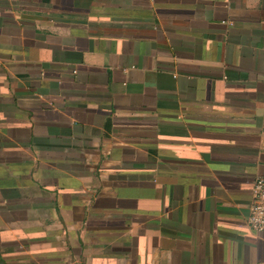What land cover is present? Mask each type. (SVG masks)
Instances as JSON below:
<instances>
[{"label": "crops", "instance_id": "crops-1", "mask_svg": "<svg viewBox=\"0 0 264 264\" xmlns=\"http://www.w3.org/2000/svg\"><path fill=\"white\" fill-rule=\"evenodd\" d=\"M264 0H0V264H264Z\"/></svg>", "mask_w": 264, "mask_h": 264}, {"label": "built area", "instance_id": "built-area-1", "mask_svg": "<svg viewBox=\"0 0 264 264\" xmlns=\"http://www.w3.org/2000/svg\"><path fill=\"white\" fill-rule=\"evenodd\" d=\"M248 224L252 231L264 233V176L257 177L251 186Z\"/></svg>", "mask_w": 264, "mask_h": 264}]
</instances>
